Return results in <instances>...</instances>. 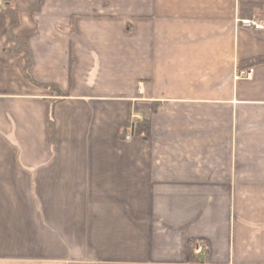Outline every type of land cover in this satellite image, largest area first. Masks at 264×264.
Masks as SVG:
<instances>
[{
    "label": "crops",
    "instance_id": "1",
    "mask_svg": "<svg viewBox=\"0 0 264 264\" xmlns=\"http://www.w3.org/2000/svg\"><path fill=\"white\" fill-rule=\"evenodd\" d=\"M12 4L0 264H264V0Z\"/></svg>",
    "mask_w": 264,
    "mask_h": 264
},
{
    "label": "trees",
    "instance_id": "2",
    "mask_svg": "<svg viewBox=\"0 0 264 264\" xmlns=\"http://www.w3.org/2000/svg\"><path fill=\"white\" fill-rule=\"evenodd\" d=\"M2 3V11L8 15L11 19V23L9 28L6 31V44L5 49L7 52L19 56V60L17 63L18 70L24 76L27 77V71L30 69L31 66V59L28 51L27 42L23 39H20L14 35V30L19 25V18L16 10L13 7V0H0ZM255 5L253 4H242L240 9L243 10L245 8L251 9ZM54 90H56L54 88ZM50 122V130H52Z\"/></svg>",
    "mask_w": 264,
    "mask_h": 264
},
{
    "label": "built area",
    "instance_id": "3",
    "mask_svg": "<svg viewBox=\"0 0 264 264\" xmlns=\"http://www.w3.org/2000/svg\"><path fill=\"white\" fill-rule=\"evenodd\" d=\"M0 11H2V3L0 1ZM237 25L241 28L245 29H253V30H264V21L259 20V19H249V20H237ZM251 70L247 72H240V76H250L251 75ZM126 139H129L127 137Z\"/></svg>",
    "mask_w": 264,
    "mask_h": 264
}]
</instances>
